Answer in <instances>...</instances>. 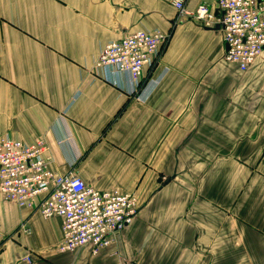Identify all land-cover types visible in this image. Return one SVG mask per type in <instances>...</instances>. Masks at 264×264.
<instances>
[{"label": "crops", "instance_id": "obj_1", "mask_svg": "<svg viewBox=\"0 0 264 264\" xmlns=\"http://www.w3.org/2000/svg\"><path fill=\"white\" fill-rule=\"evenodd\" d=\"M141 29L169 38L133 92L94 65ZM225 50L171 0H0V138H43L54 172L140 206L111 246L61 252V217L0 195V264H264V51L241 71Z\"/></svg>", "mask_w": 264, "mask_h": 264}, {"label": "built area", "instance_id": "obj_2", "mask_svg": "<svg viewBox=\"0 0 264 264\" xmlns=\"http://www.w3.org/2000/svg\"><path fill=\"white\" fill-rule=\"evenodd\" d=\"M187 0H171L180 17L195 19L222 32L224 59L247 71L264 51V0H217L200 3L194 11ZM167 34L137 30L106 43L96 60V73H125L132 91L142 86L143 74L159 60ZM43 138L27 143L8 135L0 138V195L20 208L45 218L63 219L59 251L90 246L94 254L111 246L137 217L140 206L134 193L99 190L73 172L50 168Z\"/></svg>", "mask_w": 264, "mask_h": 264}, {"label": "rangeland", "instance_id": "obj_3", "mask_svg": "<svg viewBox=\"0 0 264 264\" xmlns=\"http://www.w3.org/2000/svg\"><path fill=\"white\" fill-rule=\"evenodd\" d=\"M168 38H169V36L167 37V40H168ZM164 47V46H163ZM162 50H163V48H162ZM161 56V55H160ZM98 59V58H97ZM96 59V60H97ZM95 68H96V61H95ZM94 68V70L96 71V69ZM183 169V168H182ZM184 169H187L188 171H190L191 170V168H190V166L188 165L187 167H184ZM201 198H203V199H205V201H209V199H211V197H201V196H184V199L187 201V205L188 206H190L191 204V202L193 203L194 201H195V199H201ZM186 201H185V203H186Z\"/></svg>", "mask_w": 264, "mask_h": 264}, {"label": "water", "instance_id": "obj_4", "mask_svg": "<svg viewBox=\"0 0 264 264\" xmlns=\"http://www.w3.org/2000/svg\"><path fill=\"white\" fill-rule=\"evenodd\" d=\"M217 29H218V27H217Z\"/></svg>", "mask_w": 264, "mask_h": 264}]
</instances>
